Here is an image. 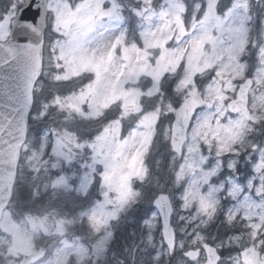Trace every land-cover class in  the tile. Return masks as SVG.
<instances>
[{
  "label": "snow or ice",
  "instance_id": "1",
  "mask_svg": "<svg viewBox=\"0 0 264 264\" xmlns=\"http://www.w3.org/2000/svg\"><path fill=\"white\" fill-rule=\"evenodd\" d=\"M0 264H264V0H0Z\"/></svg>",
  "mask_w": 264,
  "mask_h": 264
}]
</instances>
